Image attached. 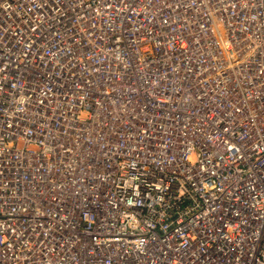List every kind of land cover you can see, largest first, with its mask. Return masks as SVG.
Instances as JSON below:
<instances>
[{"label":"built area","instance_id":"obj_1","mask_svg":"<svg viewBox=\"0 0 264 264\" xmlns=\"http://www.w3.org/2000/svg\"><path fill=\"white\" fill-rule=\"evenodd\" d=\"M207 1L0 0V264H41L43 254L42 264H264V0H217V54L242 70L235 88L247 87L226 107L220 90L183 94L184 69L214 34ZM145 104L161 115L179 105L181 129L151 136L136 125ZM67 146L71 157L40 164ZM226 154L244 160L240 178ZM118 168L125 217L114 206L104 214L91 194Z\"/></svg>","mask_w":264,"mask_h":264},{"label":"bare ground","instance_id":"obj_2","mask_svg":"<svg viewBox=\"0 0 264 264\" xmlns=\"http://www.w3.org/2000/svg\"><path fill=\"white\" fill-rule=\"evenodd\" d=\"M203 7H204V9L206 8V13L207 14L209 13L211 15V16H208L209 21L207 22V26H208L207 30H209V29L213 30L214 34L212 32H210L209 37H207L209 48H208V51L206 52V54L202 55L198 60L196 59V61L190 62V66H192V68L194 70L184 69L185 80H184V82L182 81L183 88H184L183 94L187 97H192L194 95L200 96L201 94H203L205 92L220 90L224 94V106L225 107L230 106L231 103L233 102L234 92L245 93L247 91V87L236 89L235 88V82L233 81L237 78H240L241 75L243 74V72H242V70L236 69L235 64L221 63L220 56L217 54V0H208ZM161 23L166 24L168 22L167 21H161ZM204 23L205 22H203V21L198 23L199 24L198 27L200 28L201 27L200 25L204 24ZM229 38H230V34H225V40L229 41ZM94 43H95V40L92 39L91 44H94ZM111 53H113V51H111ZM118 53H120V52L118 51L116 55H118ZM165 64H168V62H165ZM200 73H202L204 75V76H202V77H204V80L202 82H200L198 79ZM191 78H193L192 82L190 81ZM205 87H208V89L205 90V92L200 94V88H205ZM191 88H194L193 92H191ZM182 101H184L183 95L181 97L180 102H182ZM216 107H217V103H216ZM178 108H179V105L174 109L171 108L170 114L163 112V115H161L156 110V108H153L149 104H145L144 107L142 106L140 108V112L136 116V121H137L136 125L148 123L152 126V129H153L151 136L156 135L158 137H164L167 133V130H169L171 132L176 127V125H178V124L180 125V129H181V127L183 125V122L178 123L179 118H180V111H181V109H178ZM206 111H208V110H206ZM173 112H175V114H173ZM209 112L211 114H214V117H212V120L216 124L217 123V115H219V112H220V114H222L223 111L217 112V109H216V110L209 111ZM18 113H19L18 111L13 112V114H18ZM160 116H164L165 122L171 121L172 127L168 129L164 125L162 128H159L156 124L155 118L160 117ZM3 121H5V120L4 119L2 120V118L0 117V123H2ZM11 121L12 122L14 121L13 118L10 119V122ZM106 123H109V120L104 121L102 127H106L107 129H111L113 127L110 125H106ZM220 124L223 126V131H225L226 134L232 133L231 129H230V119H229L228 123L221 121ZM18 126L20 127V124H18ZM213 126H214V124H212L211 126H208V127H213ZM190 127H193V125H191ZM101 128L99 127V129H101ZM193 129H197V127L194 126ZM209 134H210V137H213L215 134H217V132L215 133V131L213 129V131H211ZM242 134H243V130L239 129V131L236 134H234V137L240 136ZM96 137H97V134H96ZM127 138L129 141H132L131 137L128 136ZM163 139H165V138H163ZM216 139L218 140V137ZM171 140L173 141V139H171ZM101 142H102V140L99 142V147H101ZM173 142L175 143V141H173ZM217 143H218V141H217ZM221 147H222L221 145L218 146L219 149H221ZM214 148L215 147L213 145H211V142H210V146L206 149V151L212 150ZM179 149H181V147H179ZM142 151L146 152V150L143 148H142ZM76 152L79 153V151H76ZM72 155H73V150L71 149V146H67L64 150L58 149V151H56L50 158L42 159L40 164L41 165H49L51 163H61V162H63V160L66 157H69V156L71 157ZM200 158H201V155L199 154V155H195L194 157H189V160L195 161V160H199ZM123 159H127V158H123ZM175 159H178L177 152H176ZM208 159L210 160L213 158L209 157ZM146 160H147V157H146L144 162H146ZM179 160L184 165L183 160L182 159H179ZM128 161L129 160H123L122 162H120L119 168H120L121 164L124 165ZM222 162L226 165V171H228L230 165L232 164L234 171L237 172L236 176H232L231 174H233L234 171H231L228 174L229 176H232L233 178H240L241 177L240 164H242L244 162V160L234 159L233 156L226 154L225 156H223ZM108 166H111L110 160L104 161V163L100 166H96V169L101 170L104 167H108ZM119 168L111 177L104 178L105 181L102 184V186L93 187L91 194H92V198L94 195H97V199L100 201L101 210L104 214H106L108 211H110V209H108L109 206H114V207H117V209H120L116 216L125 217V215L123 213L125 211L130 212L132 210H130L129 208H125V207L121 209L122 202L119 200L121 198H119V196H117V192H113L114 188H115L113 182L116 181L117 178H120L119 177V173H120ZM92 169H93V167H91V171H92ZM246 171L249 173V171L247 169H246ZM257 171L262 172V174H264V167L260 170H257ZM138 175L139 174H135L133 176H138ZM213 177H215V175H213ZM88 179H90V181H93L96 178H93V176L91 174V178H88ZM58 180L62 181V178H58ZM258 181H259V179L256 180V182H258ZM207 189H209V188H207ZM236 191H237L236 187L233 186L232 188H229L228 190L224 191L223 194H226V192L233 194ZM216 196H221V194L218 193V194H216ZM216 196L214 195V196H212V198L214 199V198H216ZM138 199H139V196L136 195L134 197L135 210H137L136 201ZM221 202H223V201L221 200ZM215 205L217 206V201H216ZM109 223L110 222L106 223V225H105L104 234L107 231V226ZM78 229H79L78 227H73L71 230L75 234V233H77ZM158 240L159 239L156 238L153 242L158 241ZM150 241H151V239L148 241V243ZM56 243H57V241H53V245H55ZM100 244H103V246L105 248L107 246L106 240L102 239V238H101ZM70 245H72V247L74 248L77 255H80L81 257L85 256L84 251L80 247H77L76 245H74L72 243V241L66 242V244L64 245V248H67ZM118 250H120V247L113 246L112 250H110V249L108 250V252H109L108 254H110L113 258H115ZM89 253L93 254L94 252H89ZM247 255H248V252L246 249V251L243 253V257H247ZM151 257L153 259L147 258L146 264H159L158 260L155 258V256H151ZM161 258H162V256H161ZM46 260H47V258H46L45 254L39 256L36 259L37 263H41V264L45 263ZM162 263L168 264L166 262V260H164ZM250 264H253V263H250Z\"/></svg>","mask_w":264,"mask_h":264}]
</instances>
